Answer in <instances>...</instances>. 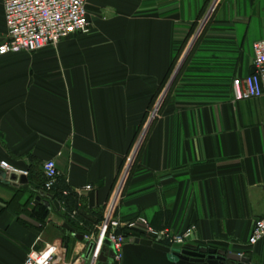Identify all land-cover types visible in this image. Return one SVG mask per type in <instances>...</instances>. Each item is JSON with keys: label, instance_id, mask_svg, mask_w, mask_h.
I'll return each instance as SVG.
<instances>
[{"label": "crops", "instance_id": "crops-1", "mask_svg": "<svg viewBox=\"0 0 264 264\" xmlns=\"http://www.w3.org/2000/svg\"><path fill=\"white\" fill-rule=\"evenodd\" d=\"M87 10L89 35L0 57V163L30 173L15 184L0 167V264L46 247L65 261L87 255L59 211L44 210L42 165L56 162L96 227L155 101L117 216L194 226L193 248L264 264V241L249 244L264 219V97L236 101L232 88L253 71L264 0H89ZM7 32L0 0V45Z\"/></svg>", "mask_w": 264, "mask_h": 264}, {"label": "built area", "instance_id": "built-area-1", "mask_svg": "<svg viewBox=\"0 0 264 264\" xmlns=\"http://www.w3.org/2000/svg\"><path fill=\"white\" fill-rule=\"evenodd\" d=\"M5 13L7 38L0 45V57L16 53H37L50 46H57L60 42L74 35L87 36L91 33L88 18L89 0H1ZM253 71L244 78H236L232 82L233 95L236 101H251L264 97V39L253 46ZM158 109L153 113L155 118ZM141 143L135 149L128 168L123 172L120 181L106 205L105 216L93 231L82 235V242L88 247L94 245L90 258L85 254L79 255L71 261H65L58 256L57 248L46 247L33 251L26 257L23 264H99L102 253L108 254L104 241L108 239L115 246V264L121 262V250L124 245L137 238L147 239L156 244L171 248L193 247L198 242L196 227L187 228L181 233L171 229H153L145 218L124 222L117 216L118 208L124 196L126 183L131 167L137 157ZM0 167L9 175L28 177L29 171H19L8 163H0ZM44 176L43 190L47 194L53 192L60 178L55 161H48L42 165ZM84 191H92L86 187ZM76 195L80 191L74 192ZM65 196L69 192H64ZM77 213H74V216ZM77 237V233L73 234ZM264 241V219L255 222L249 239L251 246H257Z\"/></svg>", "mask_w": 264, "mask_h": 264}, {"label": "water", "instance_id": "water-1", "mask_svg": "<svg viewBox=\"0 0 264 264\" xmlns=\"http://www.w3.org/2000/svg\"><path fill=\"white\" fill-rule=\"evenodd\" d=\"M0 176L5 180L8 178L6 174L0 173ZM9 182L21 185L28 184L25 177H19L15 174L10 175ZM37 201L40 202L41 198H37ZM44 205L48 210H52L53 207L56 211L61 210V205L54 201L51 196L47 197ZM65 228L71 233H75V230L68 225H65ZM78 239L82 241L83 237L79 236ZM103 243L110 252L108 254L102 253L99 264H115L114 244L108 239ZM93 248L94 245L91 244L86 255L87 260L90 258ZM121 257L120 264H254L252 259L213 248H171L141 238L124 245L121 250Z\"/></svg>", "mask_w": 264, "mask_h": 264}, {"label": "trees", "instance_id": "trees-1", "mask_svg": "<svg viewBox=\"0 0 264 264\" xmlns=\"http://www.w3.org/2000/svg\"><path fill=\"white\" fill-rule=\"evenodd\" d=\"M60 184V178L57 185L54 187L53 192L49 194L54 200L61 205L59 215L66 221V223L75 229L78 236H82L86 233L93 231L95 227L89 226L88 219L85 217V213H82L78 209V196L66 186ZM43 188V187H42ZM69 192L68 196L64 195V192ZM44 210H48L46 207ZM43 210V211H44ZM74 213H77L74 216ZM77 239L76 237H74Z\"/></svg>", "mask_w": 264, "mask_h": 264}, {"label": "rangeland", "instance_id": "rangeland-1", "mask_svg": "<svg viewBox=\"0 0 264 264\" xmlns=\"http://www.w3.org/2000/svg\"><path fill=\"white\" fill-rule=\"evenodd\" d=\"M197 39H198V38H197ZM253 46H254V45H253ZM159 102L161 103V101H159ZM154 106H155V107H154V109H153L151 115H149V116L146 117L144 125L141 127V129H140L139 132H138V139H137L138 145H140V143H141V145H142V143H144V139H145V137H146L147 132L149 131V129H150L152 123H153V122L157 119V117L159 116V112H160L161 106H160V104L156 105V101L154 102ZM159 106H160V107H159ZM156 109H158V112H157L155 118L152 119L153 113L155 112ZM140 148H141V146H140ZM139 153H140V149H139V152H138L137 156L139 155ZM128 165H129V163H128ZM128 165H127L126 169L128 168ZM124 171H126V170H124ZM130 171H131V170H130ZM129 175H130V174H129ZM128 178H129V177H128Z\"/></svg>", "mask_w": 264, "mask_h": 264}]
</instances>
